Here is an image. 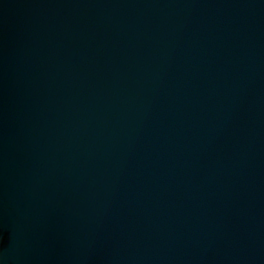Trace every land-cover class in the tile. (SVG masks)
I'll list each match as a JSON object with an SVG mask.
<instances>
[{
    "label": "water",
    "instance_id": "1",
    "mask_svg": "<svg viewBox=\"0 0 264 264\" xmlns=\"http://www.w3.org/2000/svg\"><path fill=\"white\" fill-rule=\"evenodd\" d=\"M0 264H264V0H0Z\"/></svg>",
    "mask_w": 264,
    "mask_h": 264
}]
</instances>
